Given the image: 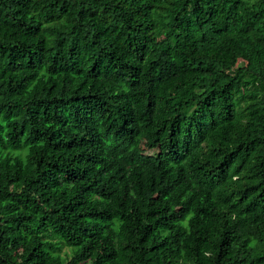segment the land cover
Instances as JSON below:
<instances>
[{"label":"trees","instance_id":"16d2710c","mask_svg":"<svg viewBox=\"0 0 264 264\" xmlns=\"http://www.w3.org/2000/svg\"><path fill=\"white\" fill-rule=\"evenodd\" d=\"M0 264H264V0H0Z\"/></svg>","mask_w":264,"mask_h":264}]
</instances>
